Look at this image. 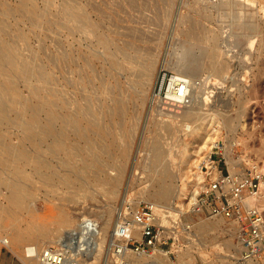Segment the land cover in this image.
I'll list each match as a JSON object with an SVG mask.
<instances>
[{"label":"rangeland","instance_id":"rangeland-1","mask_svg":"<svg viewBox=\"0 0 264 264\" xmlns=\"http://www.w3.org/2000/svg\"><path fill=\"white\" fill-rule=\"evenodd\" d=\"M32 4L34 10L36 9L35 13L21 7L20 0H0V6L4 7L2 11L4 13L0 15L9 26L6 28L9 36L6 34L4 36L10 37V41L14 39L11 43L15 44L19 58L46 66L52 81L58 83V89L62 93L65 92L64 95L70 100H75L77 105L86 107L95 114L97 108L95 105L102 102L99 112V115H102V122L113 131L116 147L122 148L120 155L116 151L108 160L112 167L109 172L122 165V173L116 191L111 194L106 191L110 186L106 182L100 185L85 182L84 186L80 187L78 181L74 179L72 187H64L61 184L51 186L41 182L32 174L29 166H26L25 171L21 172L20 179L29 185L30 194L27 200L29 206L25 208L19 203L10 204L0 193V240L3 239L0 241V264H38L36 259H26V246L41 248L46 245H58L75 227L77 220L85 217L94 219L97 228L100 227L103 234L100 237V250L93 264H112L109 232L117 221L118 213L121 211L124 214L130 213L144 204L154 205L153 201L146 197V192L154 189L149 179L150 175L154 174L149 168V146L153 142L159 143L163 153L165 178L173 187H177L171 205H177L178 213L167 214L163 221L164 225H168L177 217L182 221L188 219L193 220L192 222L199 219L213 221V217L184 214V200L181 198L188 197L194 185L202 182V172L199 168L206 162L203 156L209 149L201 144L204 140L208 141L211 136L220 142L217 147L211 149L217 152L216 157L220 158L219 167L223 170L229 163V168L227 166L229 171L236 168L248 169L256 165L264 173V16H262L264 0H36V2L32 0ZM68 4L77 5L76 7L84 11L87 19L94 24L92 31H85L91 28L82 19V25L78 28L73 27L72 22L66 21L64 13L60 14V11ZM68 11L67 8L64 12ZM40 14L43 16L40 17ZM40 24L42 28L39 27ZM97 30L105 33L110 40L108 48L105 49L94 42ZM190 36L200 40L199 43H192L194 40ZM213 44L217 51L222 50L221 60L225 62L224 67L220 65L216 71L208 64L207 50ZM89 48L94 54L88 53ZM183 49L187 51L188 56L185 54L181 58ZM109 54L113 55L117 64L111 63ZM189 55H193L191 60ZM183 58L185 64L197 58L194 63L196 62L195 66L199 67L186 69L189 82L192 80L191 85L193 83L197 85L196 87L192 85L194 89L196 88L194 90L189 84L187 94H195L196 102L194 96L189 94L188 100L191 105L176 110L161 103L159 96L163 95V91L158 92L155 100L151 102V96L154 95L153 78L156 77L155 81L157 80L154 87L156 93L162 79L163 90L165 82L171 75L183 72L180 69ZM145 67L150 71V75L149 72L144 73ZM132 70L135 72L131 73ZM139 71H142L141 74ZM72 82H76L78 87ZM22 85L20 83L18 86L25 94L27 88ZM95 94L98 95V99ZM101 96H104L103 99ZM196 103L195 106L199 107H195L196 109H202L203 112L212 111V116L187 118V110ZM119 105L120 114L108 112ZM222 113L230 114L231 121L235 124L233 129L224 126ZM9 116H12L10 111ZM118 120L121 123H118ZM195 125L199 126L197 130L194 129ZM85 130L92 132V128L86 125ZM19 132L20 127L13 122L0 129L4 139L13 143L18 140L16 133ZM226 149L232 157L227 163V154L224 155ZM190 152L193 154L188 158L187 154ZM54 162L53 159L52 164ZM58 170L65 173L62 168ZM9 204L12 206L11 211L6 208ZM160 208L164 206H157V209ZM63 214L69 216V223L59 225V221L65 217ZM158 216L162 217L160 212ZM228 226L230 224L225 221L217 222L206 234L200 233L194 226L201 243L179 236L181 248L177 252L167 253L166 250L169 248L166 246L167 248L163 249L166 259L163 258L161 261L167 264H225V254L232 251L234 246L232 228ZM15 227L21 229L44 227L48 235L37 239L23 238L16 244L12 239ZM58 227L60 229L56 233ZM97 228L94 237L99 235ZM227 242L231 245H227ZM87 250L82 254L81 264H87V261L92 259L88 256L96 253ZM139 260L136 263L131 262L141 264L147 258L141 257Z\"/></svg>","mask_w":264,"mask_h":264},{"label":"bare ground","instance_id":"bare-ground-1","mask_svg":"<svg viewBox=\"0 0 264 264\" xmlns=\"http://www.w3.org/2000/svg\"><path fill=\"white\" fill-rule=\"evenodd\" d=\"M35 2H36V0H35ZM20 6L26 8L27 10L30 9L34 13L36 11V9L34 10L32 0H20ZM76 6L68 4L65 8L61 9L60 14L64 13V17H65L66 21H68L70 23L72 22L71 24H73L74 25L73 27H76V28H78L82 25V22H81V19H82L91 28V29L86 28L87 30H85V31H89V30L92 31L94 29V24L87 19V16L85 15L84 11L79 9ZM3 8L4 7L0 6V13H4V12H2ZM39 8H41V7H39ZM67 8L69 9V11L67 13H65L64 11ZM14 14H11V15H14ZM249 14H250V12H249ZM23 15H25V14H23ZM42 16L43 15L40 14V17H42ZM262 16H264V8L262 10ZM197 21H199V20H197ZM5 23H4L3 18L0 15V129H2L4 125L8 126L10 123L13 122L15 124H18V126L20 127V132L16 133V134H18V140L16 141V139H14L16 141L14 143L11 142L10 140L7 141L6 138L4 139V137L2 136L3 134L1 135V133H0V193L5 196V198L8 200V202L10 204L19 203L21 206H24L25 208L28 207L29 202L27 200H28L29 194H30L28 192V186L29 185H27L26 183H24L20 179V175H21V172L25 171L26 166H29V168L33 172L32 174H35L34 176H37L41 182H46V183L50 184L51 186H54V185L56 186L57 184H61L64 187H72V186H74V184H73L74 179H76L78 181L77 184L80 187H83L85 182L86 183L92 182L93 184H96V185H100L101 183L106 182L110 185L106 191L107 192L109 191V193L113 194L116 191V188L121 181L122 165L117 166V168H115V171H112L113 173L111 171L109 172V169L110 168L112 169V167H110L111 162L108 160H110L112 153H114L116 151H118L119 155H120V153H122V148L120 146H119L120 148L116 147V144L114 143L115 139H113V138H115L113 131L109 130L102 122V115L101 116L99 115V112L102 108L100 104L102 102L99 105H97L98 104V102H97V104L95 105V106H97V108L95 109L96 113L94 114V113L90 112L91 111L90 109H87L86 107L83 108L79 104L77 105L75 100H73V99L70 100L69 98H67L64 95L65 92L62 93V91L60 89H58V87H57L58 83L52 81L51 74L49 72V69L46 66L42 65V63L38 64L39 62L34 63L35 61L31 60L32 61L31 62L25 58H19L18 57L17 52L15 51V47H14L15 44L13 45L11 43L14 39L10 41L9 40L10 37L6 38V36H4V34L9 36V34H8L9 32L7 33L8 29H6V28H9V26ZM32 23H33V19H32ZM34 23L36 24V22H34ZM60 23H61V21H60ZM78 23H79V25H78ZM9 24H11V23H9ZM17 24H19V23H17ZM63 24H64V22H63ZM51 25H52V23H51ZM196 25H198V24L196 23ZM40 26L42 28L41 24L39 25V27ZM17 28L20 29V27H17ZM198 30H199V28H198ZM205 30H207V29H205ZM57 31H59V30H57ZM56 35H58V34H56ZM190 37H192L194 40V42H192V43H195V44L199 43L200 40H198L197 38H194L193 36H190ZM61 38H63V37L61 36ZM66 38H67V36L64 39H66ZM68 41H69V39H68ZM217 41H218V39H217ZM94 42L103 46V48L105 47V49L108 48L109 44L111 43L110 40L108 39V37L105 35V33H103L102 31H98V30L94 34ZM122 42H124V41H122ZM127 44H128V42H127ZM214 44L210 46L209 50H207V53H209L208 54V56H209L208 64L211 66V68L213 70L216 71V70H219L220 65L221 66L223 65V67H224L225 62H224V60H221V57H222L221 51L222 50L220 49V51L219 50L217 51V48H215ZM61 46H63V45H61ZM217 46H219V45H217ZM220 46H221V44H220ZM39 47H40V45H39ZM61 49H64V48H61ZM73 49H74V47H73ZM184 49H187V48H184ZM184 49H183V52L181 51L182 52L181 56H180L181 58H182V56H185V54L188 51V49H187V51ZM204 50L206 52V49H204ZM63 52L65 55V51H63ZM33 53H34V51H33ZM35 53H36V51H35ZM88 53L89 54L93 53L91 48L88 49ZM222 53H224V52H222ZM21 54H22V52L20 53V55ZM188 54H191V53H188ZM26 56H28V54ZM33 56H35V55H33ZM61 56H62V54H61ZM189 56H190V60H191V56H193V55H189ZM38 57L39 56H37V58ZM121 57H123V56H121ZM130 58H132V57H130ZM187 58H189V57H187ZM109 59L111 60L112 64H117V61H116V59H114L112 54H109ZM184 59L185 58H183V61H181L183 63L181 64V68H180L181 71H183V72H178L175 75H171L169 85H171L172 82H173V84H178V82L176 83V81H178L179 79H182L184 81V83L185 82L188 83L190 81L189 80L190 78H187L188 75H187L186 69L188 70V69H194L195 67H199V65L195 66L196 62L194 63V61L197 58L195 60L193 59L192 62L189 60L190 63L187 62V64L184 63L185 62ZM73 60H75L74 57H73ZM38 61H41V60L38 59ZM129 61H130V59H129ZM181 62H179V63H181ZM197 62H198V64L200 63L199 61H197ZM124 63H126V62H124ZM74 64H76V63H74ZM64 65H65V62H64ZM149 65L150 64H148V66ZM135 66H136V63H135ZM147 67H145L144 73L149 72V75H150V71H148ZM176 67H178V66L176 65ZM55 68H56V66H55ZM259 68H261V67H259ZM64 70L65 69H63V71ZM133 70L131 71V73L133 72ZM261 71H263V70H261ZM141 72H140V74H141ZM116 73H117V71H116ZM129 73H130V71H129ZM190 73H192V72H190ZM223 73H225V72H223ZM76 74H77V72H76ZM155 78H153V83L151 81V83L153 85V90H154V95L151 96V99H152L151 102L153 101V99L155 100V97L157 95L156 90L154 89L155 83L157 81V80L155 81ZM78 79H79V77H78ZM65 80H67V79H65ZM140 81H142V80H140ZM144 82H145V80H144ZM191 82H192V80H191ZM191 82H190V86H192V85H195L194 87L197 86L194 83L191 85ZM20 83H22L27 88L25 94H23L21 92L22 90L20 91V89H19L18 85ZM75 83L76 82H72L73 85ZM101 83H100V85L103 84V83L102 84ZM198 83L200 84V82H198ZM134 84H135V82H134ZM67 85L69 86V83ZM70 85H71V82H70ZM116 85H117V83H116ZM190 86H189V88H190ZM199 86L201 87V85H199ZM106 87H108V86H106ZM150 87H151V84H150ZM185 87H186V85H184L183 90L185 89ZM194 87L192 89H194ZM20 88H22V87H20ZM105 90H107V89H105ZM194 90H196V88ZM96 91H98V90H96ZM109 91H111V90H109ZM81 92H83V91H81ZM191 92H192V90H191ZM194 92L195 91H193V93ZM90 93H92V92L90 91ZM105 93H106V91H105ZM111 93H113V92L111 91ZM67 94H68V92H67ZM166 94L175 97L176 96V89H174V87H172V89L167 91ZM189 94L190 93H188V95ZM95 95H97V94H95ZM190 95H192V94H190ZM194 95L195 94H193L192 96H194ZM69 96H70V94H69ZM195 96L193 99L196 102L195 99L197 97L195 98ZM103 97H102V99H103ZM98 98L99 97L97 95L96 99H98ZM86 99H88V98H86ZM106 104H108V103H106ZM189 105H191V104H189ZM192 105H193V107L190 106L186 112L187 118L189 117L191 119H196V118H200L201 115H203V116L209 115V117H211L212 116L211 114H213L212 111H208V112L204 111L203 112V111H201L202 109H196V108H199V107H196L197 103L192 104ZM118 107H120V105L114 107L112 110H109L108 112L113 113V114L114 113L120 114V110ZM9 111L12 112L11 117L9 116ZM160 112H161V110H160ZM111 116L114 117L113 115H111ZM222 117H223V121H224V126H227L229 129H233L235 124L231 121L230 114L222 113ZM119 122L120 121L118 120V123ZM201 123H199V125ZM85 125L87 127L89 126L92 128L91 133H89L88 131L85 130ZM197 127H199V126L197 125L196 128H194V127H192V128L197 130ZM10 128L13 129V127H10ZM14 131H16V130H14ZM205 138H207V137H205ZM98 140H100V141H98ZM219 143H220L219 140H217L216 138L211 136L208 141L205 142V140H204V142L201 144V146L205 145V147H207L209 149V151L206 152V154L203 156L206 160V162H205L206 164H208V154L211 151V148L214 146L217 147V145H219ZM158 144L159 143H157V142H153L151 145L149 144L150 145L149 146V150H150L149 168L154 173L153 175H150L149 179H150L151 183L153 184L154 189L148 190L146 192V197L153 201L155 207L164 206V207H167L168 212H169L168 214H172V213L177 214L178 213V210L176 209L177 205H171L173 197L175 196L174 193L176 192L175 188H177V187H173V185H171V183L165 178L164 173L166 172V169H165V166L163 165L164 163L162 162L163 153H162ZM183 145H185V144H183ZM26 146H28V148H25ZM195 152L197 154V151H195ZM228 153H229V150L226 149L225 154H224V155L227 154L226 155V157H227L226 163H227V161L231 160V158H232V157H230L231 155L229 156ZM192 154H193L192 152L188 153L187 154L188 158L191 157ZM53 159L55 160L54 164H52ZM186 163H187V160L185 161V164ZM227 166L229 168V166H230L229 163H227ZM59 168H62L65 173H62L61 171H59L58 170ZM38 187L40 188V186H38ZM88 187L90 188V185H88ZM66 193H67V191H66ZM181 198H183V200L188 199V197H185V196H183ZM10 204L8 206H6V208L11 211L12 206ZM175 210L177 212H175ZM63 215L65 217L59 221V223H58L59 225L69 223V216L67 214H63ZM85 219H87V218L85 217V218H81L80 220H77L76 224L74 223L75 227L77 225H79V223ZM221 221L224 222V220L221 218H213V221H206L205 219L204 220L199 219V220L194 221L193 225L195 226V229H197V231H199L202 234H206V233H209L208 230L213 229V226H215L217 222H221ZM25 225H26V223H25ZM59 225H57V226H59ZM17 227H15L12 231V239H13V242L15 241L16 244L18 241H20L23 238H25V239H37L39 237L45 236L48 233L47 230L44 229L45 226L44 227H35V228L31 227V228H26V229H21V228H17ZM228 227L232 228L231 225ZM59 229H60L59 227L56 228V230H55L56 233H58ZM97 229H98L99 235L96 237H94V235L96 233L90 235V238L88 241V248H87L92 253L93 252H96V253L88 256V257H92V259L87 261V264H93V261L97 258L96 254L100 250V243H101L100 237H102L103 234L100 231V227ZM9 231H11V230H9ZM66 231H68V230H66ZM109 235L111 236V231L109 232ZM50 236H51V234H50ZM93 238H95L94 241H93ZM1 240L3 241L2 238H1ZM39 240L41 241V239H38V241ZM213 242H215V241H213ZM227 245L230 246L231 243L227 242ZM205 246H207V245H205ZM30 247L31 246H26V251H27L26 256H25L26 259H28V260L36 259V260H38V264H42L39 261L38 255L36 253H34L33 255L30 253ZM34 248H35V251H37L39 249L36 247H34ZM222 248H223V246H222ZM210 250H212V249H210ZM156 252L157 253H151L150 252V253H140V254L128 253L127 255H128L130 261H133V263L140 261L139 259H141V257L142 258L146 257L147 260L143 261L141 264H167V263L161 261V260H163V258L166 259V256L163 255L164 252L161 250H158ZM133 254H135V255H133ZM130 255H131V257H130ZM81 263L82 262L80 261L79 264H81Z\"/></svg>","mask_w":264,"mask_h":264},{"label":"built area","instance_id":"built-area-1","mask_svg":"<svg viewBox=\"0 0 264 264\" xmlns=\"http://www.w3.org/2000/svg\"><path fill=\"white\" fill-rule=\"evenodd\" d=\"M170 77L163 90V79L157 90V94L163 91V95L159 96L161 103L176 110L188 106L187 87L190 82L184 83L179 79L176 81L178 84L172 82L169 85ZM171 86L176 89L175 97L166 94ZM216 155L217 152L211 149L208 164L200 165L202 182H197L188 199L184 200V214L221 218L231 225L234 246L225 254V264H264V173L256 165L233 171L226 166L223 170ZM156 209L154 205L144 204L130 213H118L109 238L112 264H132L128 253L163 251L166 246L169 248L167 253L177 252L182 245L178 242L179 236L200 243L190 219L182 221L177 217L164 225L168 210L165 207L157 209L162 216L159 218ZM96 228L97 222L87 218L58 245H46L37 251L31 246L30 253H36L42 264H79Z\"/></svg>","mask_w":264,"mask_h":264}]
</instances>
